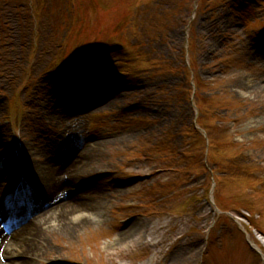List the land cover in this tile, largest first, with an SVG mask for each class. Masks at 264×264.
Returning a JSON list of instances; mask_svg holds the SVG:
<instances>
[{"label": "rangeland", "instance_id": "obj_1", "mask_svg": "<svg viewBox=\"0 0 264 264\" xmlns=\"http://www.w3.org/2000/svg\"><path fill=\"white\" fill-rule=\"evenodd\" d=\"M0 178L31 264H264V0H0Z\"/></svg>", "mask_w": 264, "mask_h": 264}, {"label": "bare ground", "instance_id": "obj_2", "mask_svg": "<svg viewBox=\"0 0 264 264\" xmlns=\"http://www.w3.org/2000/svg\"><path fill=\"white\" fill-rule=\"evenodd\" d=\"M28 155H29V157L30 156L34 157L32 150H28ZM79 155L81 157H79V158L77 157L78 159L77 158L72 159V160L65 159L64 161H62V162H64L63 165L65 164V167L67 166V168H66L67 170H69V168H72V171H77L83 165L82 162L80 161V160L83 161V159H84L83 154L81 153ZM23 157H26V155L24 156V154H23ZM85 158H86V156H85ZM7 163L9 164V162H7ZM18 164L19 165H17V168H15V169H13L11 164L8 165L10 168H7L9 170H7L8 175H7V178L5 181L11 182V181L15 180V183L23 181L29 186V188H33L31 185L33 184L34 181H31V180H34L33 171L37 170L39 172L40 176L42 177L40 179H44L43 186L46 189L45 191L47 193L46 197H43L44 199L41 202V204L43 206L47 205V198L51 199L49 204L56 203L55 201H57V200L62 201V200H64V198L65 199L70 198V195H68V196L63 195V196L59 197V194H58L59 191L58 190H59V188H61L63 183L65 181H67V183L72 184V181L69 180L70 177H68V176H67V180H65L63 178V176L56 177V175H54V172H56L55 171L56 169H54L52 167L53 165H55V163L53 162V159L46 160L43 163L37 162L35 165V164H31L30 160H26L25 158H23L22 162H19ZM55 167L57 168V166H55ZM46 173L48 174V176L46 175ZM28 174H30V177ZM1 184L2 183H0V185ZM76 189L77 188H75L74 191H76ZM82 191H84V190H82ZM78 193L79 192H77V194L73 192L74 197L80 195ZM51 194H53V195L51 196ZM36 195H37V197H42L41 193H35V196ZM76 209L77 208H70V211H75ZM33 210H35V208ZM79 211H81L83 213L82 215L89 216V217H91L96 212L94 207L91 205L84 206V208L79 209ZM31 213H33V212L30 210L26 214L24 213L23 215H20V216H22L21 220H19L18 223L16 224V225H18L17 226L18 229H20L19 227L24 223L26 218L31 215ZM85 213H87V215ZM88 214H90V215H88ZM43 215L45 216L46 213H44ZM54 222L55 221H52L51 224H53V226H58V225L54 224ZM132 227H134V226H131V228ZM18 231H20V230H18ZM18 231L14 235L9 236V239H8L7 238L8 235L2 229H0V258H3L0 260V264H10V263L11 264H31V262L27 261V259H31L34 256L38 257L37 255L39 254L40 250L37 248V246H36L37 244L33 243V241L27 242L28 241L27 238H31V236H33V235H29V237L27 236V238L20 239L21 241L18 240V242L20 241L19 243H15L14 240H12V238L14 236H16ZM31 239H33V237ZM23 243L25 246L23 245Z\"/></svg>", "mask_w": 264, "mask_h": 264}]
</instances>
